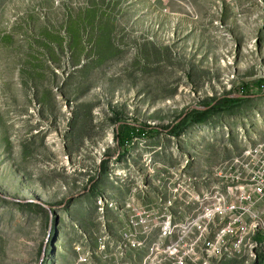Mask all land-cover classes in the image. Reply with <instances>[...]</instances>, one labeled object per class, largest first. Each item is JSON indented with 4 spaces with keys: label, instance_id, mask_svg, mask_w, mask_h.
<instances>
[{
    "label": "rangeland",
    "instance_id": "1",
    "mask_svg": "<svg viewBox=\"0 0 264 264\" xmlns=\"http://www.w3.org/2000/svg\"><path fill=\"white\" fill-rule=\"evenodd\" d=\"M258 81L264 0H0V264H113L117 200L149 212L161 180L197 195L264 138ZM116 116L149 133L120 147Z\"/></svg>",
    "mask_w": 264,
    "mask_h": 264
},
{
    "label": "built area",
    "instance_id": "2",
    "mask_svg": "<svg viewBox=\"0 0 264 264\" xmlns=\"http://www.w3.org/2000/svg\"><path fill=\"white\" fill-rule=\"evenodd\" d=\"M210 175L204 178L209 189L197 195L191 185L158 181L157 202L149 212L136 194L117 200L115 209L130 219L129 225L120 239L102 246V259L113 264H264V138ZM146 190L145 202L154 189Z\"/></svg>",
    "mask_w": 264,
    "mask_h": 264
},
{
    "label": "trees",
    "instance_id": "3",
    "mask_svg": "<svg viewBox=\"0 0 264 264\" xmlns=\"http://www.w3.org/2000/svg\"><path fill=\"white\" fill-rule=\"evenodd\" d=\"M256 85L259 88H263L264 81H258ZM242 93H245V91ZM225 101L226 102L223 104H220L218 101L204 103L203 108L205 109L203 110H199L197 108L190 109L187 113L179 117L171 126L167 128L168 133L174 137L180 136L189 126L204 123L208 121L214 114H217L224 109H230L232 106L227 105L229 102L236 104L237 102L244 101V98H226ZM116 118L118 119L117 116ZM117 122L118 124H121L116 136L117 143L120 147L130 145L132 144L135 137L146 136L147 133H149L146 128L139 127L138 123L132 124L119 119Z\"/></svg>",
    "mask_w": 264,
    "mask_h": 264
},
{
    "label": "water",
    "instance_id": "4",
    "mask_svg": "<svg viewBox=\"0 0 264 264\" xmlns=\"http://www.w3.org/2000/svg\"><path fill=\"white\" fill-rule=\"evenodd\" d=\"M236 97H239V98H240V97H242V98H247V97H249V96H245V95L238 94V95H236ZM203 109H205V108H203ZM203 109H202V110H203ZM51 225H52V224H51Z\"/></svg>",
    "mask_w": 264,
    "mask_h": 264
}]
</instances>
